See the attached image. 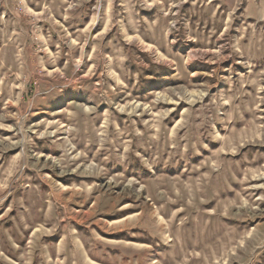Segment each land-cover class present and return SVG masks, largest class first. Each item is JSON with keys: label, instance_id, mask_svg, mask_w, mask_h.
Returning <instances> with one entry per match:
<instances>
[{"label": "rangeland", "instance_id": "374dc122", "mask_svg": "<svg viewBox=\"0 0 264 264\" xmlns=\"http://www.w3.org/2000/svg\"><path fill=\"white\" fill-rule=\"evenodd\" d=\"M85 249L264 264V0H0V264Z\"/></svg>", "mask_w": 264, "mask_h": 264}, {"label": "crops", "instance_id": "0c3cea01", "mask_svg": "<svg viewBox=\"0 0 264 264\" xmlns=\"http://www.w3.org/2000/svg\"><path fill=\"white\" fill-rule=\"evenodd\" d=\"M85 250H86V254H87V258H86L87 261H89L91 264H103V263H101V262H99V261H94V260H92V259L90 258L89 253L87 252L88 250H87V249H85ZM85 262H86V261H85Z\"/></svg>", "mask_w": 264, "mask_h": 264}]
</instances>
